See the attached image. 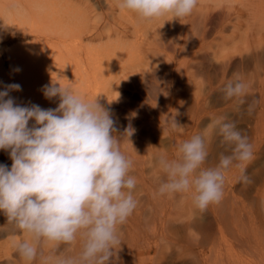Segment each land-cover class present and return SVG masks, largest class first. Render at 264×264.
Returning a JSON list of instances; mask_svg holds the SVG:
<instances>
[{"label":"rangeland","instance_id":"1","mask_svg":"<svg viewBox=\"0 0 264 264\" xmlns=\"http://www.w3.org/2000/svg\"><path fill=\"white\" fill-rule=\"evenodd\" d=\"M104 1L66 0L68 6L73 5L92 22L104 12V23L92 32L94 37L103 33L102 38L85 37L83 42L105 45L119 53L110 65L107 94L103 97L108 103L106 100L103 108L115 121L117 131L113 134L119 138L121 151L133 161L129 175L137 181L134 215L117 226L125 247L123 257L129 256V231H134L136 264H264V95L258 80L242 97L226 100L223 92L229 81H241L243 73L249 76L254 70L252 60L232 55L230 49L225 59L228 61H221L215 54L219 37H214L211 23L203 34L207 36L205 44L196 48V39L204 37L202 25L197 22V7L193 10L196 16L192 12L185 21L182 19L183 24L179 19L177 25H172L170 14L142 20L134 12L121 11L119 0ZM215 16L212 25L219 20ZM229 33L226 29L225 34ZM1 39L0 61L9 72L3 51L28 38L15 40L6 49ZM180 39L185 42L177 47ZM262 53L260 57L264 58ZM260 59L256 58L257 64L264 60ZM262 68L259 73L264 71ZM221 117L234 122L252 146V158L244 164L250 182L240 181L241 169L234 162L225 171L222 200L204 211L195 206L191 191L159 195V186L167 176L157 159H178L179 145L192 136L200 134L206 139L208 157L203 168L216 167L221 153L231 155V147L221 144L217 130L210 127ZM173 118L178 124L175 128L171 126ZM129 126L133 130L130 136L126 133ZM0 164L11 168L12 160L5 150H0ZM22 233L17 229L10 234L18 238ZM80 242L82 246L83 240ZM68 249L56 257L65 256ZM115 251L114 257L122 254Z\"/></svg>","mask_w":264,"mask_h":264},{"label":"clouds","instance_id":"2","mask_svg":"<svg viewBox=\"0 0 264 264\" xmlns=\"http://www.w3.org/2000/svg\"><path fill=\"white\" fill-rule=\"evenodd\" d=\"M198 0H119V8L142 20L170 14L182 19L192 14ZM247 85L237 78L223 88L224 98L242 97ZM9 84L0 91V150L8 152L11 168L0 164V211L7 222L31 237L15 245L21 259L31 262L41 242L72 244L84 240L78 258H60L56 264H113L111 258L121 243L117 226L126 222L137 207L133 191L136 178L129 175L133 161L120 149L113 133L115 121L98 104L73 89L52 81L44 95L59 96L55 109L21 106L9 96L19 91ZM34 121L32 126L29 122ZM173 128L178 124L171 121ZM210 127L231 155L220 154L219 164L203 168L208 152L206 139L197 134L178 147V159L161 156L158 166L167 176L159 195L191 191L195 206L204 211L223 198L225 171L236 163L240 181L249 183L244 164L252 158L248 138L234 122L221 117ZM129 126L128 136L132 135ZM45 264L47 262L45 261Z\"/></svg>","mask_w":264,"mask_h":264},{"label":"bare ground","instance_id":"3","mask_svg":"<svg viewBox=\"0 0 264 264\" xmlns=\"http://www.w3.org/2000/svg\"><path fill=\"white\" fill-rule=\"evenodd\" d=\"M72 6H68L66 0H0V38H2L3 46L13 44L15 40L28 38L26 42L5 47L7 49L3 51V55L10 68L9 72H5L3 63L0 61V91L5 90V86L9 84L15 83L21 86V90L9 92V96L15 100L16 104L21 106L35 104L43 109L57 108L60 103L59 96L48 99L43 91L44 86L51 84L52 81L61 86L70 87L88 99L96 98L102 107L106 104L107 99H103V97L107 94L110 65L117 57L114 55L119 56V53H114V50H110L111 48L105 45L90 46L91 44L83 42L85 37L91 38L94 29H98L104 23V12L97 14L98 20L92 22L90 17L86 14L81 15L82 12L76 11V8L73 6L74 9ZM196 10L199 14L197 22L200 23V26L202 25V36L206 35L211 23L212 27L210 28L215 34L214 37L216 35L219 37L215 44V48L217 47L216 56L221 61L225 60L231 49L232 55L237 54L242 59L252 60L254 70L249 73V76L241 74V81L250 87L251 83L254 81L257 83L258 80V87L264 95V71L259 73L261 67H264L261 66V63H264V60L261 59L264 58L260 57V53L264 52V0H198ZM214 16H219V20L212 25ZM185 18L182 19L185 21ZM243 18H245L244 21ZM182 19L180 23L183 24ZM176 21L177 19H174L172 25H177ZM191 21L192 18L189 22ZM199 25L198 27H200ZM226 29L230 30L229 35L225 34ZM198 34L199 32H197ZM102 36L103 33H99L93 37L101 39ZM193 37L195 36L193 35ZM205 37L207 36L196 39V48L203 47ZM181 40L183 39H180L177 47L185 42V40L182 42ZM107 43L109 42L107 41ZM225 48L228 51H225ZM256 58H261L259 64H257ZM15 231L17 229L7 222L5 214L0 215V239L3 237L0 241V264H45V261L47 264H56L60 258H78L82 252L80 240H84V238L78 234L72 244L57 246L54 243L41 241L37 245L36 259L27 262L20 258L15 245L24 240L31 242V237L26 233H22L18 238L11 236L10 233ZM129 232L130 238L128 239L131 244H129V256L123 257L125 247L121 240V243L116 246L115 252L122 254L112 259L114 264H136L135 253L138 250L135 251L136 240H133L136 237L134 231ZM64 245L66 249L69 248L68 252L65 253V256L62 254V257L59 255L56 257L60 251H67L65 248L62 249Z\"/></svg>","mask_w":264,"mask_h":264}]
</instances>
